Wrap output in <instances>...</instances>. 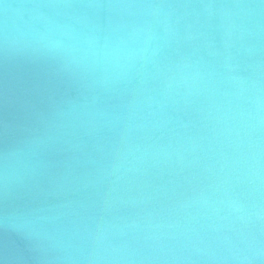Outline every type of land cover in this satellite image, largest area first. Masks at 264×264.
<instances>
[{"label": "water", "instance_id": "1", "mask_svg": "<svg viewBox=\"0 0 264 264\" xmlns=\"http://www.w3.org/2000/svg\"><path fill=\"white\" fill-rule=\"evenodd\" d=\"M0 264H264V0H0Z\"/></svg>", "mask_w": 264, "mask_h": 264}]
</instances>
